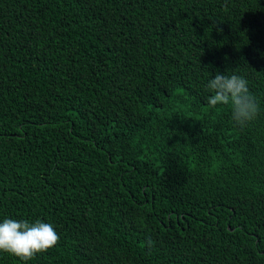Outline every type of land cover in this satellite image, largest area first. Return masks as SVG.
I'll return each mask as SVG.
<instances>
[{
  "label": "trees",
  "instance_id": "16d2710c",
  "mask_svg": "<svg viewBox=\"0 0 264 264\" xmlns=\"http://www.w3.org/2000/svg\"><path fill=\"white\" fill-rule=\"evenodd\" d=\"M5 218L59 243L0 264H264V0H0Z\"/></svg>",
  "mask_w": 264,
  "mask_h": 264
},
{
  "label": "clouds",
  "instance_id": "9594fccd",
  "mask_svg": "<svg viewBox=\"0 0 264 264\" xmlns=\"http://www.w3.org/2000/svg\"><path fill=\"white\" fill-rule=\"evenodd\" d=\"M206 90L210 93L207 104L210 108L229 106L231 120L240 128L246 127L259 114L260 105L248 87V81L241 75L217 74L207 81ZM59 243V235L51 223L37 219L16 220L5 218L0 222V253L32 260ZM149 245L151 241L148 242Z\"/></svg>",
  "mask_w": 264,
  "mask_h": 264
}]
</instances>
